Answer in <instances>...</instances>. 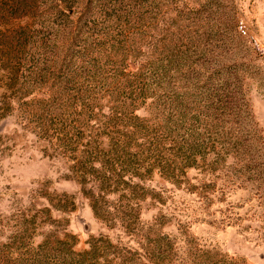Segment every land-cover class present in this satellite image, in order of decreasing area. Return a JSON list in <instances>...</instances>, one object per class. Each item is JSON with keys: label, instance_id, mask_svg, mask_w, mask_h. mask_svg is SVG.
Returning a JSON list of instances; mask_svg holds the SVG:
<instances>
[{"label": "rangeland", "instance_id": "obj_1", "mask_svg": "<svg viewBox=\"0 0 264 264\" xmlns=\"http://www.w3.org/2000/svg\"><path fill=\"white\" fill-rule=\"evenodd\" d=\"M56 1L0 17V264H34L19 261L28 247L66 233L77 251L109 238L121 264H264V53L255 45L264 48V0H94L95 21L80 30L88 0H73L69 18ZM19 26L27 51L11 59L2 35ZM16 61L39 81L18 90L32 99L9 112L1 67ZM66 76L67 93L96 114L88 128L114 114L118 128L140 132L137 115L168 164L197 152L178 181L156 171L145 182L134 231L96 216L70 163L34 127L30 109L64 92Z\"/></svg>", "mask_w": 264, "mask_h": 264}, {"label": "trees", "instance_id": "obj_2", "mask_svg": "<svg viewBox=\"0 0 264 264\" xmlns=\"http://www.w3.org/2000/svg\"><path fill=\"white\" fill-rule=\"evenodd\" d=\"M31 1L35 2L0 0V17L12 19L11 15L14 14L16 17L19 11L26 13L30 10L27 7ZM93 2L94 0H88L82 6L73 0H57L56 10L69 18L67 9L79 3L81 15L75 21L76 26L73 20L72 24L80 30L95 21ZM28 30L24 26H19L11 28L9 33H3L4 42L1 50L6 52L8 58L17 59L27 51L24 40ZM0 59L3 58L0 56ZM1 70L6 73V82L2 87L5 91L3 96L8 99L11 107H7V111L9 109L10 112L13 105L19 103L20 98L23 101L32 99L30 97L32 94L28 90V93L19 91L20 96L17 95L18 90L29 89L32 83L39 80H27L25 75L27 68L21 61L14 62L12 66L3 64ZM63 79L64 92L56 90L49 98L38 97L35 104L39 106L30 109L34 127L38 134L43 132L47 135L46 140L55 148L53 152L66 158L70 163L69 170L81 185L82 193L90 199L96 216L112 227L120 224L125 230L134 231L133 223L139 217L137 214L140 203L146 197L145 182L156 171L165 178L173 181L175 178L178 181L186 174L187 169L194 165L193 158L197 156V152L192 146L191 152L183 153L181 161L175 160L174 166L168 164L164 142L147 131L142 133L140 128L144 127V124L137 115L136 120L141 121V124L135 122V125L140 132H125L118 128L114 114L107 118L109 122L95 123L93 127L88 128L96 115L93 107H86L85 98L80 99L79 96L67 93L66 87L73 78L66 76ZM14 89L17 92L14 93ZM1 105L0 109L3 112L0 117H4L7 112H4V106ZM84 112L88 115L83 116ZM103 117L105 121L106 115ZM176 170L180 171L178 175L175 174ZM63 195L67 197L66 194ZM116 195L120 197L117 199L118 204L107 200V196ZM65 202L69 203L68 200ZM65 202L62 204L59 200V205L61 203V207H65ZM70 203L74 205L73 201ZM54 206L57 207L56 204ZM76 242V236L70 233L62 237L49 235L39 245L28 247L27 258L19 261L32 260L34 264H121L117 262L120 257L118 246L107 237L92 236L87 242L88 248L80 251L74 249ZM2 263L6 261H1Z\"/></svg>", "mask_w": 264, "mask_h": 264}, {"label": "built area", "instance_id": "obj_3", "mask_svg": "<svg viewBox=\"0 0 264 264\" xmlns=\"http://www.w3.org/2000/svg\"><path fill=\"white\" fill-rule=\"evenodd\" d=\"M237 31L239 32V34L246 36L248 33L247 27L244 23L240 22L237 25ZM256 45V49L261 53H264V48L263 46H261L260 44L255 43Z\"/></svg>", "mask_w": 264, "mask_h": 264}]
</instances>
